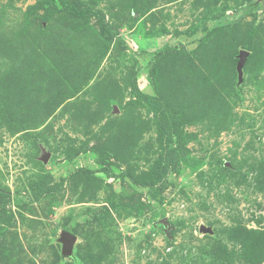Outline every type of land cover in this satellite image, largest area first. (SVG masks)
<instances>
[{
    "label": "rangeland",
    "instance_id": "1",
    "mask_svg": "<svg viewBox=\"0 0 264 264\" xmlns=\"http://www.w3.org/2000/svg\"><path fill=\"white\" fill-rule=\"evenodd\" d=\"M0 264H264V0H0Z\"/></svg>",
    "mask_w": 264,
    "mask_h": 264
},
{
    "label": "water",
    "instance_id": "2",
    "mask_svg": "<svg viewBox=\"0 0 264 264\" xmlns=\"http://www.w3.org/2000/svg\"><path fill=\"white\" fill-rule=\"evenodd\" d=\"M246 56H247V51L243 50L241 52V56H240V61L238 64L239 69L242 68V65L244 64L245 60H246ZM203 230H206V228H203ZM210 230V229H207ZM76 236L68 231V230H63L62 232V241L64 242V252L66 254H71L72 253V248H73V244L75 242Z\"/></svg>",
    "mask_w": 264,
    "mask_h": 264
}]
</instances>
